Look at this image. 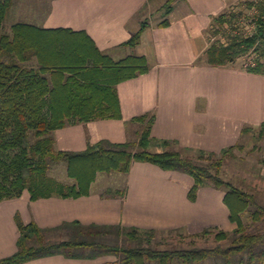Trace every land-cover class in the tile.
<instances>
[{
    "label": "trees",
    "instance_id": "trees-1",
    "mask_svg": "<svg viewBox=\"0 0 264 264\" xmlns=\"http://www.w3.org/2000/svg\"><path fill=\"white\" fill-rule=\"evenodd\" d=\"M165 4L166 19L159 28L171 25L174 3ZM16 0H0V204L22 197L32 201L50 198L78 199L91 195L99 174L119 173L129 177L135 163H148L163 171L190 176L189 200L195 203L203 188L225 193L229 219L237 227L221 231L217 240H230L227 248L160 250V231L123 225L65 223L46 229L36 222L25 224L20 215L18 251L0 264H26L54 256L97 260L115 257L107 264H202L223 259L226 264L264 262V231L254 232L244 223L253 212L254 222H264V204L223 177L226 162L244 151L243 139L251 138L264 152V124L245 127L242 142L221 153L182 149L178 142L152 135L156 120L147 113L126 122L130 135L126 143L102 140L88 143L82 152L61 151L56 133L64 128L106 120H123L117 87L150 71L146 57L130 55L115 61L101 52L83 32L47 30L33 24L17 23L10 32L5 23ZM236 7H241L237 11ZM257 13L252 15L253 10ZM250 21L254 24L247 33ZM141 28L122 44L135 50L149 28ZM211 44L199 63L223 68L241 61L244 69L264 76V0H246L213 18ZM249 61L254 66L246 67ZM65 164L70 181L61 182L52 172ZM264 164V158L262 160ZM124 188L105 190L104 198L124 199ZM213 228L194 236L208 237Z\"/></svg>",
    "mask_w": 264,
    "mask_h": 264
},
{
    "label": "crops",
    "instance_id": "crops-1",
    "mask_svg": "<svg viewBox=\"0 0 264 264\" xmlns=\"http://www.w3.org/2000/svg\"><path fill=\"white\" fill-rule=\"evenodd\" d=\"M151 1L32 3L30 19L36 20L33 25L86 33L101 52L115 61L135 54L146 57L151 67L147 74L118 85L123 120L61 129L56 133L59 150L82 152L89 142L102 140L126 143L130 138L126 122L147 113L156 116L152 131L155 138L176 141L182 149L217 154L242 142L245 127L259 129L264 124V76L248 72L241 63L223 68L199 63L212 41L213 18L242 0H177L169 27L150 23L135 50L122 47L148 18ZM158 9L154 7L153 11ZM96 183L90 196L78 199L32 201L25 191L22 197L1 203L0 260L18 251L17 215L25 224L36 222L46 229L78 221L84 225H123L194 234L227 223L230 215L223 191L203 188L193 203L188 197L193 184L190 176L163 171L148 163L133 165L124 199L104 198L106 188L95 190ZM115 260L111 256L97 260L54 256L26 264H107Z\"/></svg>",
    "mask_w": 264,
    "mask_h": 264
},
{
    "label": "rangeland",
    "instance_id": "rangeland-1",
    "mask_svg": "<svg viewBox=\"0 0 264 264\" xmlns=\"http://www.w3.org/2000/svg\"><path fill=\"white\" fill-rule=\"evenodd\" d=\"M34 1L37 0H16V4L12 11L9 13L6 23L5 31L10 32L11 27L17 23L34 24L36 20L30 19V10H32ZM168 0H152L150 4V14L146 19L149 23L157 25L166 19L165 4ZM246 1V0H242ZM154 7L159 8L153 11ZM162 7V8H160ZM237 11L241 10V7H236ZM244 67V62H240ZM243 143L246 148L244 151L237 150L235 157L229 159L223 170V177L225 180L234 183L236 186L253 194L255 198L264 204V164L262 160L264 154L262 150L256 149V142L251 139H243ZM53 177L57 178L61 182H69L70 179L67 176V168L65 164H59L52 172ZM126 176L113 173V174H99L96 189H119L124 188ZM105 189V190H106ZM104 190V191H105ZM244 223L251 227L254 232L264 231V222H254L253 212L247 213L244 218ZM236 225L232 224L228 218L227 223L220 226H212L213 233L208 237H196L193 232H186L183 230H176L172 232H161L157 237V241L160 242L158 248L160 250H173V249H191V248H227L230 246V240H217V234L221 231L232 233L236 229ZM197 233V234H201ZM241 260L236 259L234 264H241ZM202 264H226L223 259H211ZM245 264H249L246 262ZM255 264H264V262H257Z\"/></svg>",
    "mask_w": 264,
    "mask_h": 264
},
{
    "label": "built area",
    "instance_id": "built-area-1",
    "mask_svg": "<svg viewBox=\"0 0 264 264\" xmlns=\"http://www.w3.org/2000/svg\"><path fill=\"white\" fill-rule=\"evenodd\" d=\"M256 13H257V11L254 9L253 12H252V15H255ZM250 24H251V26H249L248 31H247V33H248L249 35H251V34L253 33V30H254V24H252L251 21H250ZM249 66H254L253 61H249V62L246 64V67H249Z\"/></svg>",
    "mask_w": 264,
    "mask_h": 264
}]
</instances>
